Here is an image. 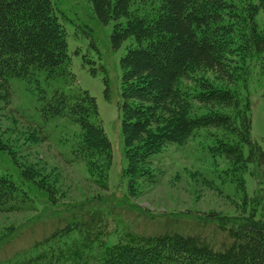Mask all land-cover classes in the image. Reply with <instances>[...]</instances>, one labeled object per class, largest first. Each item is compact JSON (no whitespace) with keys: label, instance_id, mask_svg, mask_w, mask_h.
Here are the masks:
<instances>
[{"label":"trees","instance_id":"16d2710c","mask_svg":"<svg viewBox=\"0 0 264 264\" xmlns=\"http://www.w3.org/2000/svg\"><path fill=\"white\" fill-rule=\"evenodd\" d=\"M88 1L98 25L112 23L111 49L128 43L119 59L117 105L128 195L143 184L156 185L166 169L165 156L194 144L202 157L196 162H210L217 179L242 192L240 211L153 214L117 199L107 183L111 143L96 99L71 70L67 32L54 3L0 0V118L6 115L12 82L24 83L39 103L44 125L67 120L79 128L68 163H84L100 190L61 210L58 191L37 171L22 168L21 184L0 176V214L33 201L30 187L56 206L29 227L32 239L24 248L1 253L19 243L22 232L2 243L0 264H264V152L251 134L249 89L256 74L264 105V28L257 22L260 12L264 19V0L230 6L222 0ZM78 32L96 49L91 29ZM90 72L95 75L93 68ZM103 82L110 102L106 78ZM219 163L227 166L219 169ZM246 173L255 181L252 196L245 191ZM138 214L145 222L141 230L136 229L142 222ZM113 223L124 231L123 239L108 247ZM49 224L47 232L35 236L36 226Z\"/></svg>","mask_w":264,"mask_h":264},{"label":"rangeland","instance_id":"374dc122","mask_svg":"<svg viewBox=\"0 0 264 264\" xmlns=\"http://www.w3.org/2000/svg\"><path fill=\"white\" fill-rule=\"evenodd\" d=\"M243 1L222 0L226 6L241 4ZM251 1L256 2V0ZM52 2L59 15V21L67 32L71 70L76 76L78 85L96 99L99 117L111 143L112 161L107 183L109 189L115 191L117 199L125 200L126 204L138 206L141 210L153 214L186 209L200 212L214 211L227 215L239 213L242 192L233 184H225L222 178L217 179L216 174H212L214 172L210 162L198 164L197 157L200 159L202 157L199 150L194 148V144L186 149L188 151L165 156L161 162L166 169H163V174H159V178L157 177L156 185L143 184L133 196L128 195L127 179L122 176L127 160L121 135V114L117 107L122 76L119 59L128 43L118 51L111 49L108 37L112 23L104 27L98 25L88 0H52ZM257 20L261 28H264L261 12ZM86 28L92 30V40L96 49L92 48L89 38L78 32ZM90 68L94 69L95 75L90 72ZM104 78L108 82L110 102L104 98ZM257 78L255 74L249 86L251 134L264 152V105ZM11 85V92L7 98V112L0 118V176L5 175L21 184L19 174L22 168L27 167L37 171L43 180L50 182L58 191L61 196L58 207L60 206L61 210H64L63 206L89 200L100 193L84 163L79 161L74 164L68 163L72 158L70 156L72 144L77 142L79 136V128L71 125L67 120L50 121L44 125L37 113L39 103H36L34 96L27 91L25 84L14 81ZM191 153H195L193 157L189 156ZM186 156L187 159L184 158ZM225 166L227 165L219 163V169ZM219 169L217 172L220 171ZM244 179L245 191L248 196H252L255 181L249 173L244 175ZM24 186L28 185L24 184ZM28 192L33 194L31 196L33 201L28 205H24L16 212L0 214V246L18 232L23 234L19 243L7 248H5L7 244L4 246L5 250L1 251L3 256L13 253L18 248H24L26 242L32 239L28 232L29 227L41 223L51 211L56 210V206H49L46 197L34 187H30ZM143 218L141 214L137 215L136 219L142 222L137 224L139 228L135 227L136 229H144ZM35 228V236L41 237L42 229H46L47 232L50 224L44 228L39 225ZM110 230L112 232L108 234L106 240L108 247L121 241L124 232L117 223L111 224ZM71 239L73 236L64 241L68 242Z\"/></svg>","mask_w":264,"mask_h":264}]
</instances>
